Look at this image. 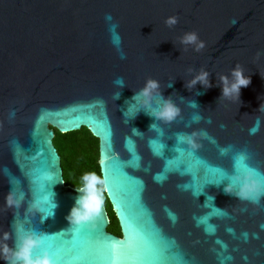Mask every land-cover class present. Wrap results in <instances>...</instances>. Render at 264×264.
<instances>
[{
    "label": "water",
    "instance_id": "1",
    "mask_svg": "<svg viewBox=\"0 0 264 264\" xmlns=\"http://www.w3.org/2000/svg\"><path fill=\"white\" fill-rule=\"evenodd\" d=\"M171 16L178 23L168 27ZM190 31L205 45L199 52L179 42ZM237 63L251 83L241 88L239 102L219 99L220 76L230 77ZM201 67L212 87L197 83L189 90L185 83ZM148 78L181 108L175 121H155L144 110L131 119L140 106L127 111L128 103ZM260 105L264 0H0V236L13 224L42 240L70 242L61 234L84 223L94 230L103 216V234L112 243L127 237L124 248L141 254L112 264H264V197L258 204L241 201L224 192L226 179L215 184L221 175L209 178L201 170L231 173L244 150L247 163L264 170ZM196 114L202 119L191 122ZM81 127L97 139L99 174L119 236L106 230L104 204L92 220L72 226L67 220L80 193L63 182L53 129ZM199 129L207 132L199 148L177 144L176 133ZM46 187L58 205L52 215L45 212ZM10 189L23 198L18 209L6 205ZM33 201L40 211H27ZM7 243L13 246L12 239ZM104 243L88 239L75 264H93L88 250ZM44 252L41 241L33 255ZM0 264H6L2 257ZM64 264H74L73 257Z\"/></svg>",
    "mask_w": 264,
    "mask_h": 264
},
{
    "label": "clouds",
    "instance_id": "2",
    "mask_svg": "<svg viewBox=\"0 0 264 264\" xmlns=\"http://www.w3.org/2000/svg\"><path fill=\"white\" fill-rule=\"evenodd\" d=\"M165 23L168 27H173L178 23V17H168ZM178 39L182 45L194 46V50L197 52L205 47L195 31L186 32ZM260 56L261 53L258 51L256 53V59H259ZM188 71L192 73L194 69L190 67ZM209 76V72L201 67L185 83V87L192 90L197 83L206 89L212 87ZM117 82L121 85V88L124 87L122 77L118 78ZM250 83L251 77L246 76L244 67L237 63L231 69L230 77L227 75L220 76L219 84L222 85V94L219 99L225 98L239 102L241 88L249 86ZM199 94L197 92V95ZM119 96L120 93L115 96V99H118ZM156 97H159V100L154 105L153 102ZM180 98L181 100L184 99L183 97ZM137 104L140 107L136 109L131 119H134L141 110H144L147 115L153 117L155 121H162L164 123H171L181 115V108L171 96L167 98L163 96L160 83L154 78H148L144 86L138 91H135V94L131 98V103H128L127 111ZM190 106L199 107L194 101H191ZM260 108L264 110V107L261 105ZM201 119L202 117L196 114L191 122L198 123ZM209 122H211L210 119ZM190 124H186L185 126L189 127ZM156 127L157 124L154 122L151 124L149 130L155 129ZM221 127H224V125H221ZM134 130L139 132L135 128ZM175 135L177 144H186L193 150L200 146L198 138H207V132L203 129L193 130L191 133L179 132ZM175 150L178 153H183L182 148ZM248 158L246 150L238 153L235 158L236 162L233 171L229 173L228 171L221 170V179L215 184L219 186L226 179L228 181L224 186V192L226 194L234 195L241 201H250L258 204L261 198L264 197V170L248 164ZM77 190L80 195L76 198L75 205L67 216V220L71 226L92 220L101 213L106 194V181L102 175L97 174L95 171L87 172L83 174ZM5 200L9 208L18 209L22 204L23 198H18L17 194L10 189ZM55 206L57 207L58 205L55 203ZM27 211H40V206L36 201H33ZM10 239L13 240V246L11 247L7 243ZM41 241L42 236L39 233L33 231L21 233L19 230L14 229L12 224V231H4L2 236H0V257L6 261V264H56V261L47 251L41 255H33V249L38 247Z\"/></svg>",
    "mask_w": 264,
    "mask_h": 264
},
{
    "label": "snow or ice",
    "instance_id": "3",
    "mask_svg": "<svg viewBox=\"0 0 264 264\" xmlns=\"http://www.w3.org/2000/svg\"><path fill=\"white\" fill-rule=\"evenodd\" d=\"M183 165V164H182ZM181 165V166H182ZM203 170V175L205 172L209 178L221 175L218 169H201ZM202 175V176H203ZM48 192V195L44 196L45 201V212L47 215H52V210L56 207L55 203L52 201L51 197H54V193L49 190L48 187L44 189ZM104 222L103 216L97 220L94 230L90 228L88 223L80 224L70 229L66 233L61 234V236H71L70 242L63 239L53 240L48 236H44L42 240L43 249L47 251L48 254L56 261V264H64L67 257H73L75 264L76 260H79L84 252L83 246L87 243L88 239L95 238L106 243L102 244L98 248H91L88 250L90 256L95 257L93 264H112L113 258L119 257L124 260H139L141 259V254L134 250L125 249L124 245L127 242V237L125 241H119L118 243H112L114 239H109L105 236L101 230V226ZM133 229L129 227V235H131ZM138 237L141 235L137 233ZM153 264H160V262H153Z\"/></svg>",
    "mask_w": 264,
    "mask_h": 264
},
{
    "label": "trees",
    "instance_id": "4",
    "mask_svg": "<svg viewBox=\"0 0 264 264\" xmlns=\"http://www.w3.org/2000/svg\"><path fill=\"white\" fill-rule=\"evenodd\" d=\"M52 145L59 156L65 185L77 188L83 174L92 171L99 174L97 139L86 128L81 127L76 131L66 133H59L53 129ZM103 204L108 217L106 230L119 236L117 222L106 197H104Z\"/></svg>",
    "mask_w": 264,
    "mask_h": 264
}]
</instances>
